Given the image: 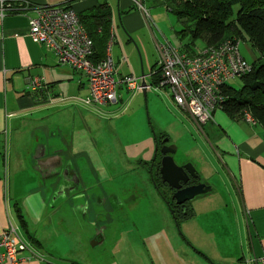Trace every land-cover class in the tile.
<instances>
[{"label":"crops","instance_id":"1","mask_svg":"<svg viewBox=\"0 0 264 264\" xmlns=\"http://www.w3.org/2000/svg\"><path fill=\"white\" fill-rule=\"evenodd\" d=\"M28 1L32 5L72 7L78 14L106 1L111 9L110 31L114 40L110 54L117 79L126 74L145 75L150 83L158 59L157 45L165 41L172 44L151 18L144 0ZM33 15L32 9L0 15V146L4 148L0 232L11 223L36 249L38 256L18 264H76L60 255L41 235L54 230L67 242H73L81 253L96 228L95 238L113 244L120 223L114 213L128 197L131 204L138 200L136 195H126L121 189L104 185L100 176L102 161L121 165L118 145L107 139V126L102 121L107 116H118L108 107L122 102L124 94L120 89L124 86H118L116 102L86 105L83 102L88 94L86 75L59 64L51 50L34 43L27 35V17ZM185 41L181 39L176 47L183 50ZM203 46L202 43L193 47ZM34 76L43 78V88L30 89ZM168 96L174 103L170 92ZM177 108L195 129L199 128L186 111ZM203 126H207L204 132L211 142L210 151L227 177L237 216L239 255L229 254L225 263L261 264L264 128L228 108L214 110L212 119ZM119 144L123 150L126 148L121 141ZM138 162L149 166L152 159L139 158ZM23 174L28 178L20 203L16 190L11 192L9 179L17 175L23 179ZM146 189L154 202L156 189H150L149 185ZM11 193L15 197L12 203Z\"/></svg>","mask_w":264,"mask_h":264},{"label":"rangeland","instance_id":"2","mask_svg":"<svg viewBox=\"0 0 264 264\" xmlns=\"http://www.w3.org/2000/svg\"><path fill=\"white\" fill-rule=\"evenodd\" d=\"M143 4L164 32L165 39L174 46L178 45L181 39L177 31L182 26L176 17L157 0H144ZM236 10L237 7L234 13ZM196 44L202 46L201 41ZM239 49L249 63L260 56L246 38L240 40ZM227 85L240 89L242 81L235 77ZM123 86L120 89L124 94L122 102L108 107L113 108L118 116H107L102 121L107 126L105 136L118 145L117 156L121 165L102 161L100 176L104 185L121 189L126 195H136L138 200L131 204L129 197L125 198L126 203L114 213L120 223L113 244L109 240L103 246L92 245L89 240L86 249L80 253L73 242H67L54 230L41 237L60 255L76 264H226L229 254L239 255V230L227 177L215 161L210 151L211 142L204 132L207 126L195 129L171 101L166 87H151L144 96L142 92H131ZM161 135L176 145L174 161L178 165L193 164L200 182L212 186L211 190L188 201L187 207L192 215L179 223L173 219L154 181L148 184L149 166L138 162L139 158L147 161L153 158L156 140ZM120 141L126 146L124 150ZM3 151L0 146V171L3 169ZM110 159L114 162L115 157ZM22 176L23 179L19 175L9 179L11 192L16 190L20 203L28 178L25 174ZM146 185L156 189L154 202L152 196L147 195ZM12 193L11 203L15 199ZM101 256H104V262Z\"/></svg>","mask_w":264,"mask_h":264},{"label":"built area","instance_id":"3","mask_svg":"<svg viewBox=\"0 0 264 264\" xmlns=\"http://www.w3.org/2000/svg\"><path fill=\"white\" fill-rule=\"evenodd\" d=\"M28 9L34 13L27 17L29 38L51 50L59 64L86 75L88 94L83 98L86 105L116 102L117 88L122 84L131 92H142L144 88L148 91L153 87L145 75L115 77L116 68L110 54L114 40L112 30L104 57L94 61L93 41L72 7L32 5L28 0H0L1 16L4 12ZM239 42L240 39L232 38L192 50H182L167 41L157 45L154 72H158L159 85L169 88L175 105L186 111L199 128L212 119L214 110L224 108L227 97L223 89L228 81L252 71V64L240 52ZM143 81L147 83L145 86ZM29 87L31 90L43 88V78L34 76ZM243 116L249 122H256L247 111ZM36 256L34 246L13 224L0 232V264H18ZM260 261L264 264V257Z\"/></svg>","mask_w":264,"mask_h":264},{"label":"trees","instance_id":"4","mask_svg":"<svg viewBox=\"0 0 264 264\" xmlns=\"http://www.w3.org/2000/svg\"><path fill=\"white\" fill-rule=\"evenodd\" d=\"M157 1L165 5L166 9L181 23L182 27L177 31V35L182 40L188 38L183 44V50H192L196 41H201L204 46L216 45L232 38L240 40L246 38L249 41L251 47L260 56L251 63L252 71L240 77L242 81L240 89L227 84L224 86L223 91L227 97L224 108L238 114L247 111L264 128V0ZM235 7L237 10L234 13ZM78 15L93 41L92 58L97 61L105 54L112 25L111 9L108 3L103 1ZM151 77L153 79L150 85L160 86L158 72H153ZM155 171L157 178L153 177L152 165H149L151 179L160 182L158 162ZM162 198L166 201L176 223L192 215L187 207L188 204L182 210H178L172 199L164 195Z\"/></svg>","mask_w":264,"mask_h":264},{"label":"water","instance_id":"5","mask_svg":"<svg viewBox=\"0 0 264 264\" xmlns=\"http://www.w3.org/2000/svg\"><path fill=\"white\" fill-rule=\"evenodd\" d=\"M146 84V81L142 82L143 86ZM142 93L146 96L145 88L142 90ZM168 141V137H164L160 141L158 173L160 184L167 187L170 191V199L175 204H183L191 200L194 196L211 190L212 186L200 182L199 173L193 164L185 163L178 165L174 161L173 154L176 151V145L173 143L166 144ZM155 145L157 146V144ZM156 146L153 160L156 155ZM192 179H196V182H192ZM154 185L158 190L159 187H157L156 183ZM159 194L163 196L161 191H159Z\"/></svg>","mask_w":264,"mask_h":264},{"label":"flooded vegetation","instance_id":"6","mask_svg":"<svg viewBox=\"0 0 264 264\" xmlns=\"http://www.w3.org/2000/svg\"><path fill=\"white\" fill-rule=\"evenodd\" d=\"M162 138H164V137H161V138H157L158 140H156V144H157V146H156V155H155V158H154V160L152 159V169H153V172H152V175H153V177L154 178H157L156 177V171H155V168H156V166H157V162L159 163V159H160V153H159V149H160V146H161V144H160V141L162 140ZM170 142L168 141L166 144H169ZM158 157H159V159H158ZM151 175V176H152ZM160 181V180H159ZM192 182H196V179H192L191 180ZM155 183H156V185H157V187H159V191H161L162 192V194L164 195V196H166V197H168V198H170V191H169V189L167 188V187H164V186H162V184H160V182H158V181H154ZM188 204V202H185V203H183V204H175V206H176V208L178 209V210H182L183 208H185V206ZM98 232V230L95 228V229H93V236H92V238L90 239V243L92 244V245H94V244H96V245H104V243H102V241H101V238L99 239H97V238H95V234ZM102 236V235H101Z\"/></svg>","mask_w":264,"mask_h":264}]
</instances>
